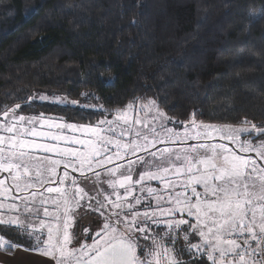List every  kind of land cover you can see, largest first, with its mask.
<instances>
[{
	"label": "snow or ice",
	"instance_id": "6c2138e0",
	"mask_svg": "<svg viewBox=\"0 0 264 264\" xmlns=\"http://www.w3.org/2000/svg\"><path fill=\"white\" fill-rule=\"evenodd\" d=\"M20 108L0 109V250L48 264H264V126L205 123L199 110L182 121L141 97L95 124ZM85 207L98 216L77 236Z\"/></svg>",
	"mask_w": 264,
	"mask_h": 264
},
{
	"label": "trees",
	"instance_id": "16d2710c",
	"mask_svg": "<svg viewBox=\"0 0 264 264\" xmlns=\"http://www.w3.org/2000/svg\"><path fill=\"white\" fill-rule=\"evenodd\" d=\"M250 12L264 0H0V109L83 123L141 97L182 121L264 126V19Z\"/></svg>",
	"mask_w": 264,
	"mask_h": 264
},
{
	"label": "rangeland",
	"instance_id": "374dc122",
	"mask_svg": "<svg viewBox=\"0 0 264 264\" xmlns=\"http://www.w3.org/2000/svg\"><path fill=\"white\" fill-rule=\"evenodd\" d=\"M56 91L52 92L53 94H57L55 93ZM39 96H37V100L36 101H39L38 99ZM49 101L47 102H42V103H48L50 105H58V106H70V107H75V108H82L83 105H76V106H73L71 105L70 102H68L66 105L65 104H57V103H54L53 100L55 97H60L58 95H49ZM40 102V101H39ZM144 102H147V101H144ZM127 106V104L119 109H123ZM135 108L136 109H139V104L135 105ZM119 109H115L113 111H110V112H106L103 116L95 119V120H92L91 122L90 121H87V122H83V123H77V122H73V121H69L65 118H62L58 115H55V114H50V115H47V114H44L45 116H48V117H52L54 119H62L64 121H67V122H70V123H77V124H88V123H91V124H95L98 120L100 119H103L105 117V115H107V118L108 119H114V116H115V113L117 110ZM36 111H32V110H28L26 112H18V110H16V114L19 115V114H23V115H39L41 113H35ZM132 115L135 117L136 115H140V116H143L144 115V112L142 110L140 111H133L132 112ZM0 120H3V116L0 115ZM170 126H175V125H170ZM179 127H183V125H180ZM189 143H194V141H189ZM227 143V142H226ZM164 145H157V147H163ZM229 146L231 147L232 145L229 144ZM138 155H143V153H139ZM250 155H255L254 153H251ZM99 171V170H98ZM7 175L6 173L4 174H0V178H2V176H5ZM75 175H79V173H76ZM89 176H91V173L88 174ZM94 179V178H93ZM103 179V177H102ZM153 186H157V182L153 181L151 182ZM102 187L106 190V191H110V189H107V185L104 184L102 185ZM86 190H90V194L94 193L96 191V186L93 185L91 182L89 183V188L86 189ZM82 203H85V202H82ZM85 210H91L87 207L84 208ZM84 211V210H83ZM83 211L81 210L80 214L81 216L84 214L85 215V218L83 219L86 226H91V228L94 226V225H91L90 222H93L95 220V217L98 216V213H95L94 215L91 214V215H88V214H85L83 213ZM0 232H4V227H2L3 225H0ZM86 228V227H85ZM79 232V231H78ZM75 233H77L75 231ZM82 233H83V230H82ZM82 233H79L77 234V236H80ZM90 242V241H89ZM50 260L49 257H44L38 253H35L33 251H28V250H25V248H17L11 252H5V251H2L0 250V264H48V261Z\"/></svg>",
	"mask_w": 264,
	"mask_h": 264
}]
</instances>
